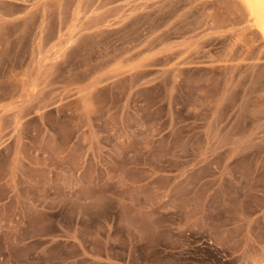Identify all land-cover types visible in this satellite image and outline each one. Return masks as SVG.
Wrapping results in <instances>:
<instances>
[{"label": "rangeland", "instance_id": "obj_1", "mask_svg": "<svg viewBox=\"0 0 264 264\" xmlns=\"http://www.w3.org/2000/svg\"><path fill=\"white\" fill-rule=\"evenodd\" d=\"M235 0H0V264H264V40Z\"/></svg>", "mask_w": 264, "mask_h": 264}, {"label": "bare ground", "instance_id": "obj_2", "mask_svg": "<svg viewBox=\"0 0 264 264\" xmlns=\"http://www.w3.org/2000/svg\"><path fill=\"white\" fill-rule=\"evenodd\" d=\"M239 4L248 23H251L257 34L264 40V0H235Z\"/></svg>", "mask_w": 264, "mask_h": 264}]
</instances>
